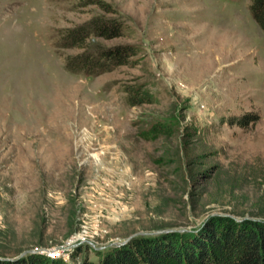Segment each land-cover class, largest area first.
<instances>
[{"label":"rangeland","instance_id":"1","mask_svg":"<svg viewBox=\"0 0 264 264\" xmlns=\"http://www.w3.org/2000/svg\"><path fill=\"white\" fill-rule=\"evenodd\" d=\"M105 1L126 26L97 41L139 52L90 75L55 39L101 9L0 0L1 259L82 264L218 214L264 219V31L249 0ZM139 87L150 101L130 104Z\"/></svg>","mask_w":264,"mask_h":264},{"label":"trees","instance_id":"2","mask_svg":"<svg viewBox=\"0 0 264 264\" xmlns=\"http://www.w3.org/2000/svg\"><path fill=\"white\" fill-rule=\"evenodd\" d=\"M86 3L94 4L103 13L59 30L56 46L79 49L64 56L65 67L71 72L96 75L133 61L139 52L136 44L105 45L97 41L122 35L126 26L123 19L111 14L115 11L108 1L86 0ZM248 8L264 31V0H249ZM127 101L130 104L150 101V94L139 87L127 95ZM258 118L257 112H249L239 119L245 123ZM40 259L0 258V264H44ZM82 264H264V219L238 220L218 214L206 219L196 231L140 234L97 261L85 259Z\"/></svg>","mask_w":264,"mask_h":264},{"label":"water","instance_id":"3","mask_svg":"<svg viewBox=\"0 0 264 264\" xmlns=\"http://www.w3.org/2000/svg\"><path fill=\"white\" fill-rule=\"evenodd\" d=\"M165 230H171V229H165ZM31 251V250H30ZM23 254V253H22Z\"/></svg>","mask_w":264,"mask_h":264}]
</instances>
